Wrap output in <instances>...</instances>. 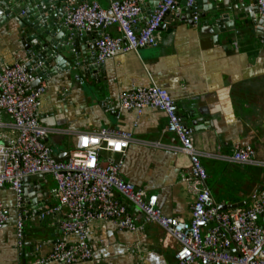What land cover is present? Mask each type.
Segmentation results:
<instances>
[{
  "label": "crops",
  "instance_id": "obj_1",
  "mask_svg": "<svg viewBox=\"0 0 264 264\" xmlns=\"http://www.w3.org/2000/svg\"><path fill=\"white\" fill-rule=\"evenodd\" d=\"M97 1L107 6L110 0ZM158 1L140 0L141 14L152 13ZM252 1L197 0L198 21L194 22V8L177 0L156 30L154 45L119 52L95 64L98 31L78 34L63 25L62 0H0V62L28 65L29 56L34 58L37 66L29 72L34 79L41 77L40 86H32L44 87L38 108L44 125L89 132L109 127L129 131L144 141L179 145L167 130L168 116L163 110L147 107L137 115L119 106L123 91L155 83L176 102L197 149L230 156L236 146L250 145L256 157L264 159V35L250 17L251 13L255 16V11L249 13L256 6ZM106 30L119 35L116 26ZM28 35L36 37L31 52L25 49ZM41 51L45 54L38 57ZM16 138L11 117L0 111V142ZM47 138L52 153L62 156L75 141L68 134ZM140 143L131 142L124 155L113 154L122 160L121 176L157 194V205L164 214L189 220L195 196L182 179L188 171L187 156ZM106 155V151L101 153L102 163ZM201 161L217 205H247L251 193L262 187V166L206 157ZM25 184L22 214L16 210L14 192L0 188V200L9 217L0 228V264H35L58 239L73 242L77 238L75 233L63 234L59 229L66 209L57 206L54 178L45 175ZM120 200L136 229H120L103 219L89 221L86 234L92 256L74 264H173L178 243L166 238L157 224L146 222L126 200ZM51 208L56 210L47 213ZM18 212L23 215L21 240L16 234Z\"/></svg>",
  "mask_w": 264,
  "mask_h": 264
},
{
  "label": "built area",
  "instance_id": "obj_2",
  "mask_svg": "<svg viewBox=\"0 0 264 264\" xmlns=\"http://www.w3.org/2000/svg\"><path fill=\"white\" fill-rule=\"evenodd\" d=\"M63 25L78 34L97 30L94 42V63L101 64L119 52L155 44V32L177 0H159L152 13L141 14L140 0H110L107 6L97 0L76 2L62 0ZM194 8L197 0H183ZM259 14L264 17V0H256ZM116 26L119 35L106 29ZM34 76L29 66L16 62H0V111H5L17 130V138L0 142V188L8 187L15 194L18 211L24 200V178L34 174L51 175L56 186L53 195L60 208L66 209L59 229L63 234L75 233L70 242L58 239L51 251L38 257L35 264H74L92 256L86 228L94 219L108 220L120 229L135 230L127 208L121 199L137 209L146 222L155 223L165 237L178 243L173 264H264V172L262 187L251 194L250 202L242 207L218 208L206 184L207 174L202 157L226 160L237 164L259 165L264 159L256 157L250 145L236 146L230 156L197 149L191 129L177 112V105L168 91L155 83L123 91L119 97L122 109L141 114L147 107L163 110L168 116L167 130L175 135L179 145L137 139L129 131L102 127L98 131H72L64 127L44 125L39 120V97L44 87L34 88ZM73 135L75 141L64 160H56L45 137ZM131 142L166 147L183 152L188 158V171L182 179L188 184L195 200L191 218L168 216L158 207V196L135 186L121 176L122 160L113 154L124 155ZM107 152L105 163L101 153ZM104 164V165H102ZM51 208L46 212H53ZM21 213V209H20ZM22 214V213H21ZM18 212L16 234L23 238V215ZM45 212L41 213L43 217ZM0 200V228L8 220Z\"/></svg>",
  "mask_w": 264,
  "mask_h": 264
},
{
  "label": "water",
  "instance_id": "obj_3",
  "mask_svg": "<svg viewBox=\"0 0 264 264\" xmlns=\"http://www.w3.org/2000/svg\"><path fill=\"white\" fill-rule=\"evenodd\" d=\"M238 3V2H237ZM252 3H254V5H256V6H254V7H250V9H249V13H251V11H255V16L251 13L250 14V17H251V19H253L254 20V22L255 23H257V25H259L258 27H257V31L258 32H261V33H263V35H264V18L263 17H261L259 14H258V12H256L257 10L256 9H258V7H257V4H256V0H253L252 1ZM238 5V4H237ZM47 31V30H46ZM61 32H63V30H61ZM34 38H36L35 36H31V35H28L27 37H25V41L27 42L28 41V43H27V45H26V47H25V49L27 50H29V52H31L32 51V49H33V47L31 46V45H33V39ZM56 39H58V38H56ZM24 41V42H25ZM25 42V43H26ZM50 42H52V40H50ZM46 44L49 46V43L48 42H46ZM54 45H56L55 43H54ZM50 50H48V51H46V53L47 52H49ZM54 53V52H53ZM45 54V51H41V53L38 55V57L39 56H43ZM48 59H50V56L48 55V54H46L45 55ZM32 56H29V61H28V66H29V70H30V72H32V69L35 67V66H37L36 64H34V58H32ZM37 60V59H36ZM35 60V61H36ZM48 63V61H45V63H44V66L46 65ZM38 64V63H37ZM42 69H43V66H42ZM41 83V77L40 78H38V79H34V81L32 82V85H35V86H38L39 84ZM40 86V85H39ZM47 140H48V138L47 137H45L44 138V141L45 142H47ZM66 155L65 156H62V155H54V158L56 159V160H64V159H66L67 158V156H68V154H69V152L67 151L66 153H65ZM45 176V174H34V175H30V176H27V177H25L24 178V182H26V184L28 183L29 184V182H31V180H33L34 182L36 181V180H38L40 177H44ZM26 184H25V186H26ZM46 195V194H45ZM24 197H26V195H25V193H24ZM28 202H31L32 203V201L30 200V201H28ZM30 205V204H29ZM32 205V208H35V210H36V212H38L39 211V208L35 205H33V204H31ZM242 206H245V203L243 202V203H235V204H226V203H224V204H222V205H218V208L219 209H222V210H227V209H234V208H237V207H242ZM25 208V202L22 204V207H21V209H24ZM36 214H38V213H36Z\"/></svg>",
  "mask_w": 264,
  "mask_h": 264
},
{
  "label": "bare ground",
  "instance_id": "obj_4",
  "mask_svg": "<svg viewBox=\"0 0 264 264\" xmlns=\"http://www.w3.org/2000/svg\"><path fill=\"white\" fill-rule=\"evenodd\" d=\"M39 113V112H38ZM39 120H40V117H39ZM184 122V121H183ZM186 125V124H185ZM191 129V128H190ZM191 132H192V130H191ZM172 134V133H171ZM173 135V134H172ZM175 136V135H174ZM177 139V138H176ZM255 150V149H254ZM217 153V152H216ZM262 183H263V180H262ZM262 183H261V185H262ZM23 202H24V200H23ZM22 207V206H21ZM178 247V246H177ZM177 249V248H176Z\"/></svg>",
  "mask_w": 264,
  "mask_h": 264
}]
</instances>
